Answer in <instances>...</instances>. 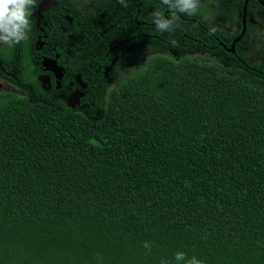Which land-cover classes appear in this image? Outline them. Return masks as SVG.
<instances>
[{
  "label": "trees",
  "instance_id": "1",
  "mask_svg": "<svg viewBox=\"0 0 264 264\" xmlns=\"http://www.w3.org/2000/svg\"><path fill=\"white\" fill-rule=\"evenodd\" d=\"M168 40L3 94L0 264H264V63Z\"/></svg>",
  "mask_w": 264,
  "mask_h": 264
},
{
  "label": "flooded vegetation",
  "instance_id": "2",
  "mask_svg": "<svg viewBox=\"0 0 264 264\" xmlns=\"http://www.w3.org/2000/svg\"><path fill=\"white\" fill-rule=\"evenodd\" d=\"M125 3L127 7L118 0H37L28 41L0 44V99L43 90L75 107L89 92L98 66L108 59L111 65L134 62L139 50V56L164 55L168 39H176L181 48L194 43L208 50L229 48L264 63V0H200L196 15L178 14L168 37L153 23L156 10L170 15L161 0Z\"/></svg>",
  "mask_w": 264,
  "mask_h": 264
},
{
  "label": "clouds",
  "instance_id": "3",
  "mask_svg": "<svg viewBox=\"0 0 264 264\" xmlns=\"http://www.w3.org/2000/svg\"><path fill=\"white\" fill-rule=\"evenodd\" d=\"M118 2L127 7L125 0ZM161 3L170 10L168 17L160 10L152 14L155 28L161 32L173 30L179 20L178 14L192 16L200 11V0H177L176 3H171V0H161ZM36 4L37 0H0V32H2L0 44L12 47L28 41L31 32L30 17ZM215 31V28L210 29L212 33Z\"/></svg>",
  "mask_w": 264,
  "mask_h": 264
},
{
  "label": "water",
  "instance_id": "4",
  "mask_svg": "<svg viewBox=\"0 0 264 264\" xmlns=\"http://www.w3.org/2000/svg\"><path fill=\"white\" fill-rule=\"evenodd\" d=\"M229 51H232V49H229Z\"/></svg>",
  "mask_w": 264,
  "mask_h": 264
}]
</instances>
